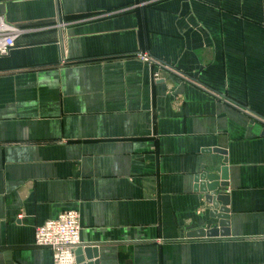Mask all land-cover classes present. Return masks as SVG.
<instances>
[{
  "label": "crops",
  "instance_id": "obj_1",
  "mask_svg": "<svg viewBox=\"0 0 264 264\" xmlns=\"http://www.w3.org/2000/svg\"><path fill=\"white\" fill-rule=\"evenodd\" d=\"M0 19V264H52L34 231L69 211L83 264H264V0H0ZM214 183L225 234L189 238L218 223Z\"/></svg>",
  "mask_w": 264,
  "mask_h": 264
},
{
  "label": "built area",
  "instance_id": "obj_2",
  "mask_svg": "<svg viewBox=\"0 0 264 264\" xmlns=\"http://www.w3.org/2000/svg\"><path fill=\"white\" fill-rule=\"evenodd\" d=\"M145 5V3H142ZM18 31L7 27L0 19V57L5 56L14 47ZM140 61L155 67H162L146 53L134 55ZM152 79L158 80L159 74L153 72ZM228 194V191H224ZM34 245L51 251L52 264H76L75 252L80 248V223L76 212H65L56 219L46 221L34 231Z\"/></svg>",
  "mask_w": 264,
  "mask_h": 264
},
{
  "label": "water",
  "instance_id": "obj_3",
  "mask_svg": "<svg viewBox=\"0 0 264 264\" xmlns=\"http://www.w3.org/2000/svg\"><path fill=\"white\" fill-rule=\"evenodd\" d=\"M251 116L255 117V115H253L252 113ZM256 118V117H255ZM262 118V117H261ZM259 118V119H261ZM263 119V118H262ZM217 178H211L208 177V181L213 182L216 181ZM223 179V178H222ZM219 183H214V185L212 186L211 192H216L217 193V187H218ZM220 187H222V183L221 185H219ZM228 194H226L224 192V190L220 191V193L218 192L217 195L213 198L215 199L214 202H212V197L208 196L207 200L210 201L211 206H212V211L210 212V216L212 219H216L218 221L217 225L213 227V229L207 230L205 231L204 229L199 230L198 232H191L189 233L187 236L189 238H215L219 235L224 236V232L220 231L218 228L219 227H223L225 225L226 222H224L225 219H227V209L225 206H227L225 204L226 200H227V196ZM220 203V206H218V204L216 203ZM228 234V233H227ZM227 234L225 236H227ZM80 249H78L75 252V256H76V264H83V258H81L80 256Z\"/></svg>",
  "mask_w": 264,
  "mask_h": 264
}]
</instances>
